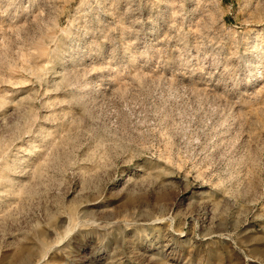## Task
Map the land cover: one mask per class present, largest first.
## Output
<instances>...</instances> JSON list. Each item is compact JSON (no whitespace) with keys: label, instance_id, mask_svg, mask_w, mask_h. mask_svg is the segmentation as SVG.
<instances>
[{"label":"rangeland","instance_id":"obj_1","mask_svg":"<svg viewBox=\"0 0 264 264\" xmlns=\"http://www.w3.org/2000/svg\"><path fill=\"white\" fill-rule=\"evenodd\" d=\"M0 264H264V0H0Z\"/></svg>","mask_w":264,"mask_h":264}]
</instances>
